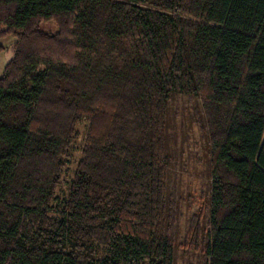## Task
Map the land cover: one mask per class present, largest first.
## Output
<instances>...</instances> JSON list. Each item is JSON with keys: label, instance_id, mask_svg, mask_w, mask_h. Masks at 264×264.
<instances>
[{"label": "trees", "instance_id": "trees-1", "mask_svg": "<svg viewBox=\"0 0 264 264\" xmlns=\"http://www.w3.org/2000/svg\"><path fill=\"white\" fill-rule=\"evenodd\" d=\"M51 22L58 34L36 31ZM6 35L0 264H174L158 230L177 95L207 120L209 264H264V0H0ZM83 118V159L52 213Z\"/></svg>", "mask_w": 264, "mask_h": 264}, {"label": "rangeland", "instance_id": "rangeland-1", "mask_svg": "<svg viewBox=\"0 0 264 264\" xmlns=\"http://www.w3.org/2000/svg\"><path fill=\"white\" fill-rule=\"evenodd\" d=\"M47 36L58 34L56 22L43 23L36 31ZM18 39L13 35L0 38V77L14 57ZM83 118L74 127L72 142L64 158V169L51 203L52 213L62 209L69 195L90 129ZM162 160L165 167V212L158 236L173 244L174 264H209L207 232L210 223L211 154L209 132L199 98L175 96L168 105L163 123ZM11 264V263H9Z\"/></svg>", "mask_w": 264, "mask_h": 264}]
</instances>
